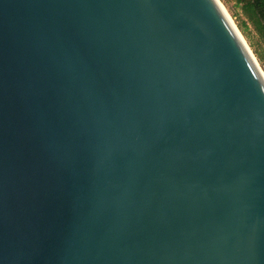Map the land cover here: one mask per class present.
Listing matches in <instances>:
<instances>
[{"label":"water","instance_id":"95a60500","mask_svg":"<svg viewBox=\"0 0 264 264\" xmlns=\"http://www.w3.org/2000/svg\"><path fill=\"white\" fill-rule=\"evenodd\" d=\"M218 0H0V264H264V78Z\"/></svg>","mask_w":264,"mask_h":264},{"label":"trees","instance_id":"16d2710c","mask_svg":"<svg viewBox=\"0 0 264 264\" xmlns=\"http://www.w3.org/2000/svg\"><path fill=\"white\" fill-rule=\"evenodd\" d=\"M228 1V0H226ZM238 7L243 18L237 20V27L245 35L253 48V52L259 62L264 61V0H231ZM237 18V13H234ZM252 27L256 36L257 43L251 41Z\"/></svg>","mask_w":264,"mask_h":264},{"label":"rangeland","instance_id":"374dc122","mask_svg":"<svg viewBox=\"0 0 264 264\" xmlns=\"http://www.w3.org/2000/svg\"><path fill=\"white\" fill-rule=\"evenodd\" d=\"M219 1L222 3V5L224 6V8L226 9V11L228 12V14L230 15L231 19L233 20L234 24L237 27V20L243 18V16L240 14V12L238 10V7H236L234 2L231 1V0H228V1L219 0ZM234 13H237V18L234 15ZM238 30L240 31L239 28H238ZM249 30L251 31V34H252L251 35V41L254 42V43H257V36H256V34H255V32H254V30L252 29L251 26H249ZM240 33H241L242 37L245 39L246 43L248 44V47L250 48V50L254 54L253 48H252V46H250L249 41L247 40V38L245 37V35L241 31H240ZM254 57L256 58L255 54H254ZM256 60L258 62V65L260 66V69L262 70V73H263V76H264V61L263 62H259L257 58H256Z\"/></svg>","mask_w":264,"mask_h":264},{"label":"bare ground","instance_id":"6f19581e","mask_svg":"<svg viewBox=\"0 0 264 264\" xmlns=\"http://www.w3.org/2000/svg\"><path fill=\"white\" fill-rule=\"evenodd\" d=\"M218 2L220 3V5H221V7H222V9H223V11H224V13L226 14V17L228 18V20L230 21V23L232 24V26H234V28H236V30L238 31V34H240V36L242 37V35H241V33H240V31L238 30V28L236 27V25L234 24V22H233V20L231 19V17H230V15L228 14V12L226 11V9L224 8V6L222 5V3L218 0ZM242 39L244 40V42L246 43V41H245V39L242 37ZM247 44V43H246ZM247 46H248V44H247ZM249 50H250V48H248ZM250 52H252L251 50H250ZM253 56H254V54H253ZM256 60V59H255ZM257 61V60H256ZM262 76H263V73H262ZM263 78H264V76H263Z\"/></svg>","mask_w":264,"mask_h":264}]
</instances>
